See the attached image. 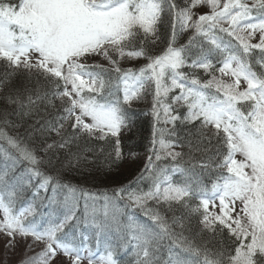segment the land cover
Instances as JSON below:
<instances>
[{"label":"snow or ice","instance_id":"snow-or-ice-1","mask_svg":"<svg viewBox=\"0 0 264 264\" xmlns=\"http://www.w3.org/2000/svg\"><path fill=\"white\" fill-rule=\"evenodd\" d=\"M165 6L172 17L171 35L166 46L153 53ZM202 7L209 11L199 12ZM187 31L193 35L187 43L178 44V36ZM94 56L109 66L88 63ZM125 58H143L146 63L138 69L123 68ZM0 60L13 71L34 73L38 83L43 80L51 85L45 91L33 87L24 94L9 93V103L31 108L44 103L55 107V101L60 102V114L39 128L44 135L59 137L51 144L37 149L0 127V140L31 166L34 176L43 178L40 189H46L54 178L39 170L44 160L38 152L70 149L81 136L114 137L119 159L127 106L139 100L151 84L155 121L165 126L157 129L154 125L153 156L155 161L173 163L160 167L150 156L144 169L147 176L139 178L150 181L148 189H141L137 182L136 187L130 183L111 195L105 193L103 219L96 224L98 209L93 205V223L101 229L111 222L119 225V204L145 208L151 201L157 205L150 211L159 233L175 236L181 251L202 257L201 264H264V0H223L222 4L221 0H183V6L176 0H0ZM6 85V80H0V87ZM179 124L195 129L188 133L194 137L187 141L190 148L199 151L200 145L215 140L216 146L204 148L199 164L189 159L182 166L185 153L174 150L184 146L177 144ZM0 151L7 152L3 146ZM196 167L215 177L211 189L193 180ZM172 173L188 175L176 181ZM0 183V232L8 238L7 246L12 247L18 236L43 243V249L24 264H56L60 253L69 258L67 264H81L85 259L88 264H118L110 248L103 254L87 251L85 255V249L64 241L65 227L77 219V189L63 185L72 194L65 197L64 217L45 226L29 219L31 206L17 210L16 192L8 189L2 176ZM80 191L85 215H89V194ZM194 198L199 203L192 207L189 201ZM165 204L169 206L165 211L179 204L199 213L201 223L213 231L227 228L236 246L226 259L223 252L195 247L173 231L177 225L183 228V217H172L170 222L161 214ZM128 219L123 242L136 250L137 264H161L153 248L157 233ZM167 264L189 261L177 253Z\"/></svg>","mask_w":264,"mask_h":264},{"label":"trees","instance_id":"trees-1","mask_svg":"<svg viewBox=\"0 0 264 264\" xmlns=\"http://www.w3.org/2000/svg\"><path fill=\"white\" fill-rule=\"evenodd\" d=\"M176 2L178 5L183 6V0H176ZM165 7L166 11L162 17L159 29L160 40L158 41L157 48L153 49V53L158 52L160 48L165 47L171 35L172 17L167 11V6ZM192 35L193 33L191 31L181 33L177 38L178 44L187 43L189 37ZM136 60L141 64H145L146 61L143 58ZM133 64H136V62ZM133 64L132 66H138ZM200 74L203 75V73ZM0 80H6L7 82L6 87H0V127H2L8 135L19 137L25 143L37 149L41 148L44 144H51L53 141L59 140V137H56L54 134L44 135L39 131L43 122L51 120L60 114V102L58 100L55 101V107L48 106L47 103H44L29 108L27 106L21 107L20 105L9 103L6 99L9 93L12 92L18 91L21 94H24L25 89H32L33 87H39L41 91H45L51 88V85L45 83L43 80H40L38 83L34 73H29L23 69L13 71L3 60H0ZM152 103L153 86L151 88L150 84L145 88L144 94H142V97L134 103L133 107L127 109V114L130 117V120L126 123V126L122 128L119 135V147L121 151V157L119 159L116 157V138L114 137H108L105 140H98L87 136H81L72 144L70 149H53L47 154L38 152V155L44 160V163L40 165L39 170H42L41 172L45 175L54 178L44 192L33 189L32 182L37 178H35L30 171L31 166L27 162L17 158L15 150L11 149L3 140H0V146H3L7 150V152L0 151L4 153L0 155V171L2 173H8L9 166L7 165L11 160L14 165L18 167L16 170L12 171L7 178V182L11 186L9 189L16 192L15 204L17 210L31 206L32 210L34 209V212L29 216L30 220L45 226H47L48 223H59L60 220L63 219L65 213L59 208V196L55 195L53 192V190H55V185L56 187H62V183L66 185L75 183L76 187L84 189V191H93L83 188L84 184L80 183V180L84 181L87 180L86 178L91 177L94 180H101L105 183L109 182L108 186H105L107 188L101 187L99 190H95V192L97 191L99 193L98 195L103 196L105 193L111 195L114 186H123L136 176L139 177V171L143 174L144 169L142 170L141 165L147 163L146 160L148 155L146 154L153 149L152 140L154 125L157 129L165 127L162 124L156 123ZM171 127L172 126L170 125L168 128ZM68 131L69 134H71V130L69 129ZM176 131L179 137L177 144L179 145L182 142L184 144L183 147L177 146L178 151L185 153L184 159L181 162L182 166L189 159H192L193 163L199 164L205 155L203 151L204 148L207 147L210 149L216 146V142L213 140L211 145H200V150L198 151L195 147L190 148L187 144V141L194 139L193 136L188 135V133L195 132L194 128L190 125L185 126L179 124ZM156 138L159 139V135H157ZM159 147V144H157L156 148L159 149ZM140 156L141 160H139ZM127 157L132 161L130 160L131 162H127L125 159ZM143 157H146V160L145 158L143 159ZM5 159H7V161ZM69 160L72 161L71 165H69ZM122 160L124 161V164L123 167L120 168L117 164ZM158 163L160 166V164L167 163V160L159 161L156 164ZM172 163L173 162H168L167 165H171ZM163 166L165 165H162V167ZM68 170H73V172ZM207 174V170L201 171L199 167L194 168L191 173L193 180L198 181L199 183V180H203L204 176L206 177ZM187 175L188 174H183V176L180 175V178L177 180L183 181L187 178ZM211 175L212 174H209L208 176ZM70 176L79 179L71 180L70 183H67L69 182L68 180ZM214 179V176L210 177V180L214 181ZM147 184L149 183H143L142 185L144 186ZM55 198L57 199L56 202ZM197 203H199L197 198L189 201V204L192 207H195ZM79 205L85 206L83 203H80ZM156 207L157 205L153 202H148V205L145 208H139L134 223L136 222L137 224L146 227L149 231L157 233L153 248L155 249V255L158 254L157 257L160 259L161 264H167L170 257L171 259H175L177 253H180L181 259L189 261V264H201L202 257H196L194 254L181 251L179 241H177L175 236L159 233L158 226L151 219L150 211L156 209ZM168 207L169 206L165 204L163 209H161V214L166 215L170 222L172 217L178 219L183 217V228H180L179 225H177L174 227L173 231L182 234V236L193 243L195 247L207 249L209 252H223L226 259L227 254L236 246V241L228 232L227 228H217L213 231L210 228H206L204 224L201 223L203 217L199 213L191 212L188 207L173 204L171 210L165 211ZM81 211L82 209H77V220L72 221L65 227L64 232L67 233V236H63V233L59 234L63 236L64 240L78 236V231L80 229L78 231H76V229L78 215L79 217L81 216ZM119 221L121 223H127V220L124 219L119 218ZM123 228L124 227H121V229ZM122 234H124V232ZM113 237L111 231H103L102 237L95 238L94 243L104 240L105 242H109L110 245H115L117 247L125 246L124 242L119 238L113 240ZM111 239L112 241H110ZM91 243L94 244L93 241ZM128 253L130 256L122 255L120 257L121 262L118 264H137L138 258L136 250L130 246Z\"/></svg>","mask_w":264,"mask_h":264},{"label":"rangeland","instance_id":"rangeland-1","mask_svg":"<svg viewBox=\"0 0 264 264\" xmlns=\"http://www.w3.org/2000/svg\"><path fill=\"white\" fill-rule=\"evenodd\" d=\"M248 2H251V0H248ZM222 3H223V0H221V4ZM198 11L201 12V13H203L204 11L205 12L209 11V9L207 7H202L200 9H198ZM253 42H255V41H253ZM87 62L90 63V64H92V63L103 64L106 67L109 66L108 63H107V61L104 60L100 56L90 57ZM135 62L137 64H140V62L138 60H136V59H135V61L134 60H126L125 59V60H123L121 62V66H125L127 63H135ZM145 63H146V61H145ZM134 102H137V100L134 101ZM134 102H132L130 104L131 108L133 107ZM144 106H146V105H144ZM144 106H141V107H144ZM127 109H128V107H127ZM127 113H128V111L126 112V115H128ZM127 117H128V119H127V122L126 123H128V121L130 120V117L129 116H127ZM174 150L175 151H178V148L176 147ZM146 155H148L147 160H146V157H143V159L145 158V160H146L147 163L141 165L142 170L145 169V165L148 164L149 157L150 156H153V152L152 151H149ZM161 155L163 156L164 153L161 152ZM129 157L125 158L127 160V162L128 161L129 162L132 161L131 159H129ZM237 158L239 159L240 157L238 156ZM5 160L7 161V159H5ZM123 160L117 164L120 168L123 167V164H124V161ZM139 160H141V156H140V159ZM157 162H159V161H155V158L153 156V163H157ZM7 166L10 167L9 164ZM68 171L73 172V170H68ZM139 172H140L139 177L136 176L130 182L125 183L123 186H117L116 185V186H114V189H119L121 187H126L130 183L133 185V187H136L137 186V182H138V186L141 189H143V190L146 191L148 189L150 183L147 184V185H144V186L142 185L141 186V182L142 181L139 178H140V176L142 174H141V171H139ZM209 174H211V173L208 172V174L206 175V177L204 176L203 180H199L200 181L199 184L201 186L207 187L208 189H211V184H212L213 181L210 180V177L212 175L211 176H208ZM143 175L145 176L146 175V172H144ZM172 175H173V173H172ZM34 177L35 178H38L36 176H34ZM75 179H79V178H75V177L70 176V178L68 180L69 182H67V183H70L71 180H75ZM80 179H84V178H80ZM86 179L87 180H84V181H81L80 180V183H83L84 184V185L82 184L84 187L83 186H80V187L87 188L88 190H93V191H85V192H87L89 194V196H95L94 194H96L98 196L99 201L98 200L97 201L95 200V202H93V199H91L90 197L88 198L87 203H88V206H89V215H85V211L84 210L82 211V214H81L80 217L78 215V221H77L78 223H77V229H76V231H78L79 229H80V231L84 230L83 233H85L86 235H89L92 238H99L103 234V231H107L108 230V231H111V233L113 234V236H114L113 237V240H116V238H119L123 242L124 236H125V228L128 225V223H129V219H127V221H126L127 223H121L119 221V225H117L114 222H111V223H109V225L106 228L101 229V228H97L95 226V224L92 221V217L90 215L91 208H92L93 205H95V207L98 209V213H97V216H96V224L101 223V221H102L101 220V214H102L101 209H102V205H103V198L101 197V195H98L99 193L97 191L95 192V190H99L101 187L108 186L109 182H106L105 183L104 181H101V180H97V179L94 180L91 177H88ZM41 182H42V180H38V182L36 183L37 188H39V185H40ZM111 183H114V182H111ZM116 183H118V182H116ZM8 184L9 183L7 182V186H8ZM63 185H66V184L62 183L61 184L62 187H58V186L56 187V185H55V190H53V192L55 193V195H58L59 198H60V200L58 201V202H60L59 203V208H63L64 207L65 197H72V194L68 191L67 188L63 187ZM75 185H76L75 183H70L69 184L70 187H73V188L77 189L78 191H80L81 188H78ZM46 187H48V185ZM105 188H107V187H105ZM39 190H40V192H44L46 189H40L39 188ZM82 198H84V197L81 196L80 198H78L76 194L74 195V199L76 200L77 207L78 206H81V205H79L80 203H83L85 205V198L83 200H80ZM56 201H57V199L55 198V202ZM149 202H151V201H149ZM218 203H219V200L217 199L216 200V204L218 205ZM118 207L120 208V211H123L124 208L131 207L133 209V208H136L137 206H134L131 203H129V206L128 207H125L124 204H119ZM240 207H241L240 202L237 201L236 202V208H237V210H239ZM210 210H213V209H211V206H210ZM214 210L217 211V212L219 211L218 208H216ZM99 211H100V213H99ZM33 212H34V209L32 210V213ZM126 212H127V209L125 210L124 214ZM2 215L3 214L0 213V217H2ZM135 224H137V223L135 222ZM121 227H124V228L121 229ZM122 231L124 232V234H122L123 233ZM110 241H112V239ZM29 244H32V247L31 248L28 247ZM7 245H8V238L5 236V234L3 232H0V264H24L25 260L28 257H35L43 249V243H41V242H35V243H33L31 236L25 237V238H21V237L18 236V237H16V240H15L14 245L12 247H8ZM89 248H91V250L93 249V250L97 251L98 254H103L104 253V250H102V249H105L106 250V249H109V248L111 250H113L114 252H116V253L119 252V247H117L115 245H107V246H105V247H103V248H101L99 250H96L95 248H93L92 245ZM89 248H84L85 249V252L90 251ZM156 256H158V254ZM67 259H69V258L68 257H65L62 253H60L57 256L56 264H67V261H68ZM82 262H84L82 264H88V261L87 260L82 261ZM130 262H132V261H130Z\"/></svg>","mask_w":264,"mask_h":264},{"label":"bare ground","instance_id":"bare-ground-1","mask_svg":"<svg viewBox=\"0 0 264 264\" xmlns=\"http://www.w3.org/2000/svg\"><path fill=\"white\" fill-rule=\"evenodd\" d=\"M94 201V200H93Z\"/></svg>","mask_w":264,"mask_h":264}]
</instances>
